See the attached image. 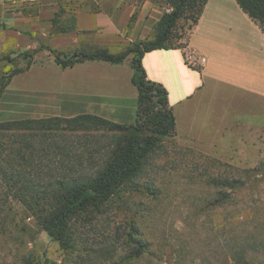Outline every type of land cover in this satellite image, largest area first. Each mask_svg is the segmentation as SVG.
<instances>
[{
    "label": "rangeland",
    "instance_id": "rangeland-1",
    "mask_svg": "<svg viewBox=\"0 0 264 264\" xmlns=\"http://www.w3.org/2000/svg\"><path fill=\"white\" fill-rule=\"evenodd\" d=\"M127 1L148 2L160 17L172 12L177 2ZM205 1L191 0L183 11L172 33L173 47H184L193 36L196 43L207 42L208 35L236 45L252 37L254 45L261 44L255 25L236 14L233 6L222 8L218 0H212L200 27L191 34ZM45 2L0 0V80L11 79L0 97V122L73 118L109 103L94 81L105 71L63 70L55 64L54 54L41 49L39 31L45 25L39 20L46 15ZM154 37L151 31L147 43ZM55 50L61 58L76 52ZM27 51L32 53L30 58L23 56ZM55 126V130L27 127L13 133L27 136V143L33 140L49 157L30 159L31 166L41 164L44 170L33 171L28 187L21 182L8 191L0 180V264H264V132L255 139L259 151L235 152L227 159L173 135L161 138L130 183L103 204L71 217L70 246L64 249L37 217L62 206L56 198L59 183L69 187L102 170L112 149L131 132L109 131L80 120ZM20 137L2 140L30 154ZM51 144L60 145L59 150L49 148ZM216 160L240 170L227 169L228 178L246 181L241 189L226 190L229 197L223 205L216 203L219 189L214 181L223 169L215 165Z\"/></svg>",
    "mask_w": 264,
    "mask_h": 264
},
{
    "label": "crops",
    "instance_id": "crops-1",
    "mask_svg": "<svg viewBox=\"0 0 264 264\" xmlns=\"http://www.w3.org/2000/svg\"><path fill=\"white\" fill-rule=\"evenodd\" d=\"M218 1L222 8L233 6L236 14L255 25L260 45H254L252 37L236 45L230 39H214V35L199 44L193 36L184 47L145 53L141 64L147 79L168 92L175 137L227 159L235 152L259 151L255 139L264 132V33L236 0ZM211 2L207 0L191 34L200 27ZM43 12L46 15L39 20L45 25L39 31L43 46L85 53L120 55L130 46L149 41L160 21V14L148 2L127 0H46ZM189 49L206 57L207 64L198 70L189 67L184 59ZM133 57L131 54L121 63L84 61L67 68L106 72L94 81L109 103L92 114L119 124L136 123L139 91L132 83Z\"/></svg>",
    "mask_w": 264,
    "mask_h": 264
},
{
    "label": "trees",
    "instance_id": "trees-1",
    "mask_svg": "<svg viewBox=\"0 0 264 264\" xmlns=\"http://www.w3.org/2000/svg\"><path fill=\"white\" fill-rule=\"evenodd\" d=\"M190 1L177 0L172 12L164 14L158 22L155 37L150 43L135 44L127 48L120 55H112L106 51H95L92 53L75 52L61 58L55 49L41 45L42 50H48L54 54L55 63L63 70L72 68L75 64L84 61L102 60L110 63H121L129 55L133 54L134 75L132 77V83L139 91L137 118L134 125L115 123L95 114H81L73 118L54 116L49 118L0 122V180L8 191L15 189L21 182H24L25 187H28L31 184V180L28 181V179L33 175V171L40 173L44 170L41 164L31 166L32 164H29L31 163L30 159H45L49 157L48 152L44 153L43 150L32 143L33 140L28 139L31 142L27 143V136L21 138L19 135L13 134L16 130L25 131L24 129H27V127L55 130V124L57 123H75L80 120L86 121L94 125V127L103 125L109 131L115 129L131 132L126 138H124L125 136L121 138L124 140L121 145H116L112 149L109 154V160L102 170L96 172L92 177L81 179L83 180L81 182L73 183L69 187H66V184L63 182L59 183L61 188L56 198L62 201V206L57 209V212L55 211L47 216L37 217L43 229L62 248L66 249L70 246L67 223L75 213L86 210L91 206H99L108 201L124 184L130 183L132 179L142 172L145 161L151 153L153 146L161 138L176 135L175 116L169 104L168 92L161 84L147 79L145 69L141 64V59L145 53L154 50L180 48L172 46V33ZM236 2L264 33V0H236ZM204 4H206V1L203 3V6ZM202 11L203 7L194 25L198 22ZM31 54V52L27 51L23 56L30 58L32 56ZM4 60H10V58H4ZM30 66L31 63L29 62L27 67L29 68ZM9 79L10 77L7 78L8 81H5L6 78L3 76L0 80V97L9 84L11 80ZM145 133L149 134L145 135ZM5 135L7 137L10 135L17 138L20 137L22 140L21 143L25 144L31 153L26 155L24 151L18 148L6 146L2 140L3 137H6ZM59 146L51 144L49 148L59 150ZM37 163H40V161ZM215 165L223 168L219 172L220 177L218 176L214 181L215 187L219 189V197L216 199V203L223 205L227 197H229L227 196L226 190L241 189L245 186L246 181L239 178L231 179L225 175L227 169L239 173L240 170L234 168L231 164L216 160ZM28 166L30 169H26L25 171V168H28ZM49 170H53V167L49 168ZM32 191L34 193V189ZM54 191L52 193H55Z\"/></svg>",
    "mask_w": 264,
    "mask_h": 264
},
{
    "label": "built area",
    "instance_id": "built-area-1",
    "mask_svg": "<svg viewBox=\"0 0 264 264\" xmlns=\"http://www.w3.org/2000/svg\"><path fill=\"white\" fill-rule=\"evenodd\" d=\"M185 63L194 69H201L207 64V58L195 50H188L184 55Z\"/></svg>",
    "mask_w": 264,
    "mask_h": 264
}]
</instances>
